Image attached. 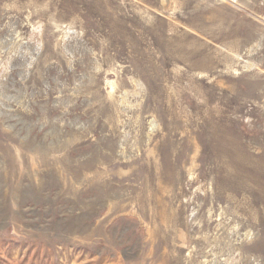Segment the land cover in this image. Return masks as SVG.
Instances as JSON below:
<instances>
[{
	"label": "rangeland",
	"instance_id": "obj_1",
	"mask_svg": "<svg viewBox=\"0 0 264 264\" xmlns=\"http://www.w3.org/2000/svg\"><path fill=\"white\" fill-rule=\"evenodd\" d=\"M0 264H264V0H0Z\"/></svg>",
	"mask_w": 264,
	"mask_h": 264
}]
</instances>
